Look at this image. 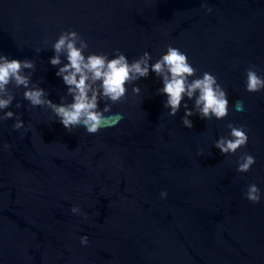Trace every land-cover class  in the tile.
<instances>
[{
    "label": "water",
    "instance_id": "obj_1",
    "mask_svg": "<svg viewBox=\"0 0 264 264\" xmlns=\"http://www.w3.org/2000/svg\"><path fill=\"white\" fill-rule=\"evenodd\" d=\"M66 30L83 38L85 56L111 59L119 50L129 63L151 65L177 47L197 70L188 82L204 72L217 78L228 115L201 118L198 92L169 115L158 91L163 76L150 71L129 81L116 103L93 83L98 109L123 119L96 134L82 125L69 132L11 81L0 91L11 97L0 117L14 113L0 120V264H264V90L246 91L250 67L264 78V0H0V55L32 61L21 71L28 87L58 105L74 102L56 75L66 53L60 65L49 63ZM229 124L243 125L248 142L222 155L215 143L230 136ZM245 152L256 163L240 173ZM252 183L258 204L245 198Z\"/></svg>",
    "mask_w": 264,
    "mask_h": 264
},
{
    "label": "clouds",
    "instance_id": "obj_2",
    "mask_svg": "<svg viewBox=\"0 0 264 264\" xmlns=\"http://www.w3.org/2000/svg\"><path fill=\"white\" fill-rule=\"evenodd\" d=\"M202 7L206 5L202 4ZM211 12V8H207ZM77 40L81 41L80 47L77 46ZM88 45L83 42V38L75 30H66L61 32L58 39L52 45L55 55L49 63L52 66L61 64L59 54L66 53L67 63H64L56 72L58 77H62L63 83L68 87V92L73 95V103L70 105L55 104L51 99H42L45 96L43 88H29V77L21 74L22 69H31L34 63L29 60L9 59L6 55H0V91L6 90V85L15 81L17 86L23 85L25 91L23 98L30 102L31 106L47 105L52 109L54 114L59 118V122L69 132L78 125H82L87 133L96 134L101 128L114 126L123 119V114L105 116L111 108L106 107L103 111L98 109L96 97L99 89H93L92 84L100 81L102 94L108 97L113 103L120 101L126 96V84L139 77H147L149 72L157 76H163L162 91L167 96L165 107H170L169 115L175 116L181 107L184 96L189 99L198 92L195 101L196 106L200 108L201 118L211 119L213 116L217 119H223L228 115V99L226 91L217 82V78L204 72L202 78L192 79L196 69L188 62V57L177 47L169 44L167 51L155 63L149 65L147 59L128 62L127 57L116 50L114 58L109 59L106 54L91 53L84 55V49ZM39 51V50H38ZM145 57L149 56L148 52L144 53ZM166 70V71H165ZM138 74V75H137ZM264 90V78H261L255 67H250L246 71V91L255 93ZM89 91L92 92L89 98ZM133 93L138 94L139 87L133 88ZM11 102L9 99H0V108H7ZM183 117V126L191 129L192 121L187 119L193 113L187 110ZM236 110L243 111V101L236 102ZM14 117L12 111H8L0 120H8ZM24 126L23 121L17 116L13 128L18 130ZM229 137H222L215 143V148L219 149L222 155L235 154L238 149L247 145L248 135L243 125L234 126L229 124ZM237 171L246 173L251 170L252 165L256 163L255 157L245 152L237 161ZM167 193L162 192L161 198H166ZM245 198L253 203H260V188L252 183L248 186ZM72 213H79L80 209L74 206ZM82 245L89 243L88 237L80 238Z\"/></svg>",
    "mask_w": 264,
    "mask_h": 264
}]
</instances>
